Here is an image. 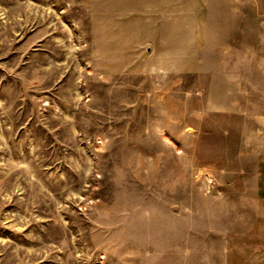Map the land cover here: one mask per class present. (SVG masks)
Masks as SVG:
<instances>
[{
  "label": "rangeland",
  "instance_id": "1",
  "mask_svg": "<svg viewBox=\"0 0 264 264\" xmlns=\"http://www.w3.org/2000/svg\"><path fill=\"white\" fill-rule=\"evenodd\" d=\"M0 264H264V0H0Z\"/></svg>",
  "mask_w": 264,
  "mask_h": 264
},
{
  "label": "crops",
  "instance_id": "2",
  "mask_svg": "<svg viewBox=\"0 0 264 264\" xmlns=\"http://www.w3.org/2000/svg\"><path fill=\"white\" fill-rule=\"evenodd\" d=\"M109 11V10H105ZM112 19V14L100 12L94 16V33H95V47L101 59L100 64L105 68L113 69L123 63L129 61L127 56H124L122 61L116 60L117 55H128L129 51H133L134 47L138 45H145L148 51L151 50L148 41H144L143 34L138 37L137 33H127L124 30V24L117 29L116 20ZM133 62L132 59H130ZM115 69V68H114Z\"/></svg>",
  "mask_w": 264,
  "mask_h": 264
}]
</instances>
